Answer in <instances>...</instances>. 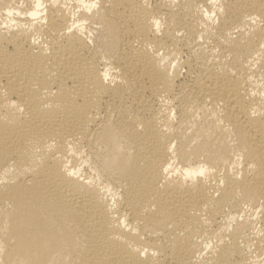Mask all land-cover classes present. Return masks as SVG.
<instances>
[{
	"label": "bare ground",
	"instance_id": "bare-ground-1",
	"mask_svg": "<svg viewBox=\"0 0 264 264\" xmlns=\"http://www.w3.org/2000/svg\"><path fill=\"white\" fill-rule=\"evenodd\" d=\"M0 264H264V0H0Z\"/></svg>",
	"mask_w": 264,
	"mask_h": 264
}]
</instances>
